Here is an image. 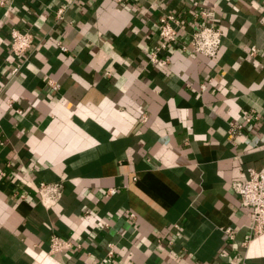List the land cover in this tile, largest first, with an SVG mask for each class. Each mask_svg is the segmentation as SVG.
<instances>
[{"label": "crops", "instance_id": "obj_1", "mask_svg": "<svg viewBox=\"0 0 264 264\" xmlns=\"http://www.w3.org/2000/svg\"><path fill=\"white\" fill-rule=\"evenodd\" d=\"M197 24L221 31L215 58ZM13 28L34 34L15 73ZM262 167L264 0H0V264H105L109 243L111 264H264L232 187ZM58 181L46 208L38 184ZM52 234L79 246L50 253Z\"/></svg>", "mask_w": 264, "mask_h": 264}, {"label": "built area", "instance_id": "obj_2", "mask_svg": "<svg viewBox=\"0 0 264 264\" xmlns=\"http://www.w3.org/2000/svg\"><path fill=\"white\" fill-rule=\"evenodd\" d=\"M121 2L122 0H116ZM198 11H194L197 15ZM203 15L206 13L201 12ZM59 17H61L62 9L57 11ZM180 19L173 13H167L159 17L157 24L158 44L150 51L149 60L154 64L164 66L168 63V58L160 57L159 53L162 50L168 48L169 44L175 41L178 35V26ZM221 31L211 25L197 24L196 28L191 34L189 44L191 48L207 57L215 58L221 43ZM10 53L15 57L16 64L11 69L12 73L18 71L19 67L27 60L28 50L31 48L34 42V34L28 30H19L13 28L10 32ZM61 49H65L60 41L57 42ZM251 52H255V47H252ZM48 84L53 89L57 88L54 80L49 79ZM206 88L205 84L201 85V89ZM11 105V100L7 101ZM17 113H22L20 109L15 110ZM258 119V115L255 111L247 113L243 121H230L227 129V136L230 140H233L238 134L241 133L246 123H251ZM232 187L236 193H238L241 204L244 207L249 208L250 212V229L254 235H261L264 233V167L259 170L250 168L248 169L247 178L243 181H234ZM40 203L50 208L54 206L62 195V183L61 182H40L37 187ZM114 192L110 189V193ZM20 198H24L23 193L18 194ZM130 217L133 218L134 214L130 213ZM49 252L61 253L67 249H73L74 246H79L77 243L70 239L60 237L56 234H52L49 237ZM115 244L109 243L106 252V263L111 264L114 258Z\"/></svg>", "mask_w": 264, "mask_h": 264}]
</instances>
